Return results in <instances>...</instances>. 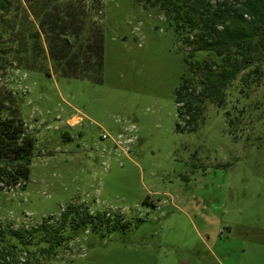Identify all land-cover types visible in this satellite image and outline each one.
<instances>
[{
    "label": "rangeland",
    "instance_id": "374dc122",
    "mask_svg": "<svg viewBox=\"0 0 264 264\" xmlns=\"http://www.w3.org/2000/svg\"><path fill=\"white\" fill-rule=\"evenodd\" d=\"M76 2L58 1L62 21ZM80 2L89 65L77 77L50 61L51 75L0 69L5 114L37 140L26 187L0 192V227L31 229L72 203L123 221L88 229L55 257L22 252L18 264H264V85L236 111V81L226 107L206 103L198 126L179 131L188 48L166 19L137 0Z\"/></svg>",
    "mask_w": 264,
    "mask_h": 264
},
{
    "label": "trees",
    "instance_id": "16d2710c",
    "mask_svg": "<svg viewBox=\"0 0 264 264\" xmlns=\"http://www.w3.org/2000/svg\"><path fill=\"white\" fill-rule=\"evenodd\" d=\"M58 1L0 0V69L25 66L51 75L41 64L50 61L59 74L77 77L78 68L85 65L82 59L89 65L82 54L85 23L79 20L85 11L80 9L81 0L73 3L75 17L70 22L56 13ZM137 1L161 14L188 48L184 55L187 72L175 93L179 131L198 126L206 103L226 107L227 89L236 81L241 84L236 111L241 99L250 97L253 86L264 85V0ZM200 53L212 58L200 60ZM5 110V100L0 99V192H11L26 187L37 140L22 118L5 114ZM231 114L225 110L230 133L232 126H238ZM122 221L107 213H93L83 203H72L59 217L49 216L31 229L0 227V264H18L22 252L55 257L60 248L88 229H115Z\"/></svg>",
    "mask_w": 264,
    "mask_h": 264
},
{
    "label": "built area",
    "instance_id": "2783aa9c",
    "mask_svg": "<svg viewBox=\"0 0 264 264\" xmlns=\"http://www.w3.org/2000/svg\"><path fill=\"white\" fill-rule=\"evenodd\" d=\"M127 141H116L115 142V151H122L123 153H126L127 148L125 147Z\"/></svg>",
    "mask_w": 264,
    "mask_h": 264
}]
</instances>
